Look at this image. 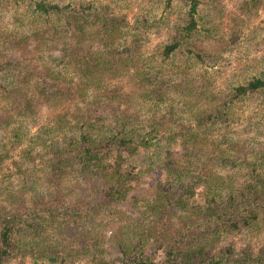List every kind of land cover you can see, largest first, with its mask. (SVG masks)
Masks as SVG:
<instances>
[{
  "label": "rangeland",
  "instance_id": "rangeland-1",
  "mask_svg": "<svg viewBox=\"0 0 264 264\" xmlns=\"http://www.w3.org/2000/svg\"><path fill=\"white\" fill-rule=\"evenodd\" d=\"M84 1L108 6L120 20L84 33L113 36L114 62L109 69L72 74L88 88L82 98L68 101L60 96L65 80L49 73L52 58L64 57V51L40 49L30 37L31 0H0V215L40 201L64 205L62 216L55 217L61 232L35 219L33 230L21 229L4 264H33L42 226L49 236L45 244L57 247L65 261L42 257L37 264H120V240L157 262L172 244L192 262L222 249L234 258L261 253V211L250 227L236 231L209 232L195 221L210 198L244 203L264 193V89L217 109L235 87L264 80V0H197L193 13L187 0ZM189 19L195 22L190 50L181 47L164 57L163 46ZM75 113L138 140V154H124L122 168L134 178L120 204L91 209L88 183L72 175L49 179L38 171L46 151L35 139L49 132L61 140L53 118ZM176 123L191 135L187 149L178 137L161 153L165 164L168 158L175 167L179 161L178 175L168 176L150 163L160 138ZM151 202L154 209L163 206V214H152Z\"/></svg>",
  "mask_w": 264,
  "mask_h": 264
},
{
  "label": "trees",
  "instance_id": "trees-1",
  "mask_svg": "<svg viewBox=\"0 0 264 264\" xmlns=\"http://www.w3.org/2000/svg\"><path fill=\"white\" fill-rule=\"evenodd\" d=\"M187 1L190 5V12L193 13L197 7V0ZM31 5L30 37L32 41L45 51L49 48L64 51V57L57 55L52 58L53 66L49 71L53 78L65 80L66 86L60 89V96L68 101L82 98L85 94L84 89L88 88V85L81 79L82 77L74 78L72 74L76 75V72L86 74L90 71L109 69L113 67L114 62L110 50V46L114 43L113 36L98 32L87 37L84 36V33L92 28H100L99 26L108 27L118 24L120 20L108 6L97 8L94 3L84 0H72L69 3L31 0ZM194 23L193 19H189L181 30L182 32L172 36L169 43L163 46L164 57H168L181 47L190 50L191 35L195 29ZM93 41L97 42L95 48L92 44ZM77 45L79 49L81 48L79 51ZM82 51L84 55L81 54ZM262 89H264V80L255 78L245 85L235 87L234 92L224 99L217 109L225 107L227 103H232L240 96ZM28 105L27 100L24 108ZM53 121V129L62 135V139L58 140L59 138L49 132L44 139L37 136L38 139L35 140L40 141L42 148L46 151L38 171L49 179L72 175L88 183L89 190L93 194V197L87 202L91 209L104 210L112 204H120L126 195L129 182L134 178L131 172L122 168V163L125 160L124 154L131 156L138 154V140L132 139L127 132L122 133V137L113 128L96 124L95 118L89 114H58L53 118ZM190 135L191 129L181 123H176L173 130L167 129L160 138L162 144L159 141L155 146V159L151 161L150 165L156 163L167 171L168 176L176 175L179 161L176 167L171 158H168L165 164L160 160V155L166 153L167 147L178 137H180L183 148L187 149V140ZM34 172L32 169L31 173ZM152 203L148 204L152 214L155 212H158V215L163 214V206L154 209L151 206ZM167 205L173 209L172 204L167 203ZM63 207L62 202H56L54 199L45 203L43 201L35 202L32 207L17 205L12 210L0 215V264H4V261L14 250L15 240L21 229L25 227L33 230L32 225L35 219L39 218L41 222L47 224V227L51 224L49 228L56 233L61 232L60 223L57 224L55 217L62 216ZM77 211L78 208L73 210V212ZM260 211L264 216V193L262 199L256 198L244 203L231 201L222 203L217 199L210 198L202 206L199 220L195 221V224L204 227L209 232L236 231L240 227H250L257 220V212ZM185 218L183 219L185 220ZM45 229L43 226L37 228L39 238L35 242L32 254L33 264H37L38 259L42 257L46 258L48 263H56L58 257L60 261H65L63 258L65 255H59L57 247L45 244L46 240H49V236L45 234L47 229ZM86 245L84 242L82 250L88 249ZM175 246L176 244L168 246L164 258L157 262L151 256L137 254L138 252L130 242L120 240L118 241L121 253L120 264H264V250L257 255L240 254L234 258L228 249H222L213 256L202 257L197 260L198 262H192L187 252L183 253Z\"/></svg>",
  "mask_w": 264,
  "mask_h": 264
}]
</instances>
